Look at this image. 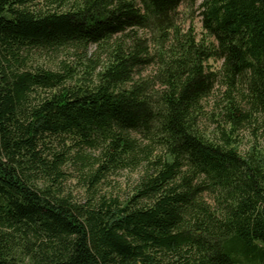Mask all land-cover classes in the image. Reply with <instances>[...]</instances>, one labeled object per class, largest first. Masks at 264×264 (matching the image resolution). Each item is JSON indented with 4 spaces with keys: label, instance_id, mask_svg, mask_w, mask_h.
Here are the masks:
<instances>
[{
    "label": "trees",
    "instance_id": "obj_1",
    "mask_svg": "<svg viewBox=\"0 0 264 264\" xmlns=\"http://www.w3.org/2000/svg\"><path fill=\"white\" fill-rule=\"evenodd\" d=\"M70 52L82 75L34 63ZM0 264H264V0H0Z\"/></svg>",
    "mask_w": 264,
    "mask_h": 264
},
{
    "label": "rangeland",
    "instance_id": "obj_2",
    "mask_svg": "<svg viewBox=\"0 0 264 264\" xmlns=\"http://www.w3.org/2000/svg\"><path fill=\"white\" fill-rule=\"evenodd\" d=\"M198 5V4H197ZM195 11L184 9V7H181L178 10L177 14V23L180 26V28L184 31L187 29L193 28L194 34L196 35L197 39H203L206 42V47L208 50H213L214 42L212 38L207 37V35L204 34L203 30L200 26V17H199V11L196 8ZM140 33L142 35H145L146 39L149 40L147 43H151L152 36L149 38V30H140ZM97 54V55H94ZM86 58L89 60H95L96 61V71H100L102 66L106 63V57L105 54L102 53V51H98L95 46L89 47L87 51ZM65 62L66 64H69L71 66L77 67L75 70L78 75H82V73L86 70L87 62L85 63V59L82 60L84 65H77L79 61V56L75 54V52H70V54L65 53H59L57 56H52L50 58L44 56H38L37 59H35V64L44 66L45 68L50 69H59L61 66V62ZM208 67L210 70L217 71L220 68V61H216L215 59L208 60ZM153 71L152 66H147L146 68L140 69V72L137 73V71L134 74V78L136 79L139 75L140 76H146L149 75ZM222 91L220 90H212L211 96L206 99L202 104V121L200 122L201 128L205 130V132H209L214 129V123L213 119H215L217 114V108L214 107V104L216 101L214 99L220 98V93ZM247 136V135H246ZM244 135H241L239 137V150L243 151L245 150L249 144L250 140L248 137ZM91 151V150H90ZM90 153H94V151H91ZM72 168V167H71ZM69 169V174L67 177V181L65 183V186L68 188V190L73 194V196H76L77 198H82L84 195V187L79 184V181L77 180L75 172H73ZM142 171L141 166L140 168L136 169H123L119 170L118 172L111 174L106 177L102 181V183L98 186V192L100 194H105L108 196H117L121 198H125L127 195H130L135 184L136 180Z\"/></svg>",
    "mask_w": 264,
    "mask_h": 264
}]
</instances>
